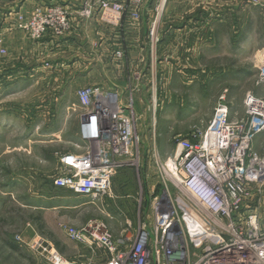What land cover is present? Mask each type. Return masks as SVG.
Instances as JSON below:
<instances>
[{
  "label": "built area",
  "instance_id": "2783aa9c",
  "mask_svg": "<svg viewBox=\"0 0 264 264\" xmlns=\"http://www.w3.org/2000/svg\"><path fill=\"white\" fill-rule=\"evenodd\" d=\"M84 3L77 12L83 19L99 10L101 19L112 26L123 21L124 7L115 0ZM161 6L162 0L156 6L159 16L165 4ZM70 10L68 5L40 3L28 15H19L18 27L32 40L62 38L73 28ZM155 19L154 38L159 20ZM259 85L260 96L245 94L244 115H233L225 91L204 131L175 140L174 150L164 161L155 153L161 173L186 196L179 194L166 210H160L156 198L153 230L139 218L133 238H116L108 224L97 218L80 227H64L70 240L89 246L94 256L97 247L105 250L106 261L91 257L87 264H264V139L260 149L254 144L264 132V63L259 68ZM78 101L83 111L81 145L76 147L82 152L59 158L53 186L101 201L112 195L114 178L121 170L137 166L141 116L134 100H123L117 89L87 87L79 92ZM156 104L157 100L154 110ZM43 242L40 239L34 247L48 255L52 264H78L68 263Z\"/></svg>",
  "mask_w": 264,
  "mask_h": 264
},
{
  "label": "rangeland",
  "instance_id": "374dc122",
  "mask_svg": "<svg viewBox=\"0 0 264 264\" xmlns=\"http://www.w3.org/2000/svg\"><path fill=\"white\" fill-rule=\"evenodd\" d=\"M115 1L124 7L123 21L127 14L137 25L143 21V17L148 20L145 42L149 48L124 49V45L126 46L124 41L121 44L117 41L110 43V40L104 50L98 49L93 54L78 52L79 57L87 59L88 65L90 63L98 65L97 68L101 73L97 78L117 76L116 79L119 78L128 83L127 89H123L126 91L124 94L121 87L115 84L116 82H111L110 88L120 91L125 99L134 100L136 112L139 111L138 115L141 116L137 125L140 140L136 144L139 147L137 166L128 167L118 173L112 188L113 194L118 197L113 202H109L112 201L113 196L108 195L103 199L104 206L100 205L98 208L113 217L115 226H119L118 222L127 218L132 222L133 216L137 214L140 222L153 230L155 228L153 214L157 212L153 204L157 201L156 198L159 197L160 210H166L179 194L186 196L178 193L176 187L161 173L154 160L155 153L160 160L164 161L174 150L175 140L192 137L204 131L214 116L215 106L220 96L225 91H228L234 116L244 115L243 102L246 93L261 95L262 89L260 85L258 86V76L259 68L264 63V0L258 3H256L257 0H208L207 8H200L197 12L198 15L201 12L203 18H210L208 26L199 27L197 31L201 39L197 48L198 54L193 61L187 62L191 67L184 68L185 72L179 73L175 72L177 67L174 65L175 61L183 60L187 53L179 49L178 56L173 55L174 28L170 26L172 22L163 23L171 4L170 0H165L163 3L165 6L160 16L156 11L160 0H150L153 11L145 15L141 12L144 0H127L126 3L120 0ZM84 4V1H81L77 9L79 12L84 9ZM132 12H136L137 16L132 17ZM207 13L208 15L211 13V16L205 15ZM97 14L102 20L99 10L94 16ZM156 17L159 20L154 38L151 35V29ZM121 23L114 25L115 28H123ZM116 51L122 52L123 55L117 56ZM132 56H138V58L134 59ZM128 60L133 62L127 66ZM168 60L173 63V66L171 65L169 73H166ZM181 63L186 62L181 61ZM85 67L86 64H83V68ZM69 76L70 74L66 76V80ZM64 77L62 76L59 80L66 81ZM56 85L57 89L56 91L52 89V94L66 91L65 83ZM99 85L106 88L100 83L78 84L73 87V94H76L78 98L79 92L84 88ZM44 88L40 89L41 96L50 91ZM38 99L37 97L34 100L28 99L26 102L30 104H21L27 115L33 112L36 103L42 106V110L44 109L46 103L40 102L42 97L39 102ZM155 100H157L156 110H154ZM64 105L63 101L59 102L58 121L55 117L37 115L41 129L37 134L30 135L33 143L28 142L29 145L26 143L20 149L17 148L16 145L20 140L9 134L10 130H5L0 135V198L2 200L0 257L6 259L4 261L7 264L14 262L12 258L7 259L4 253L8 248L6 243L16 245L17 240L22 242L25 238L24 234L30 235V232L24 229V223L26 221L33 223L31 220L41 215L38 210L22 206L24 204L22 196V198L18 197L17 202L9 196H3L7 187L15 186V190L22 194L27 189L25 186H28L23 178L26 174H31L30 187L34 191L41 188L47 191L54 190L52 180L59 174V158L65 154L82 152L76 144L81 145L79 128L83 109L77 103L76 107L66 112ZM27 118L25 121L28 127L36 125L37 122L33 123L31 118ZM56 121L60 124L58 132H54L53 135L41 132V130L49 129L52 126L51 123ZM155 132L156 139L153 138ZM263 139L264 132L255 139L256 149H260ZM155 148L157 151L154 150ZM81 199L86 201L87 198ZM69 200L75 201L73 198ZM74 210L78 211L71 210L67 213V218L69 214L75 216L73 223L81 220L80 210L78 208ZM93 210L95 212H86L88 218L94 216H99L101 220L109 218L97 211V207ZM38 230L44 232L39 226Z\"/></svg>",
  "mask_w": 264,
  "mask_h": 264
},
{
  "label": "crops",
  "instance_id": "0c3cea01",
  "mask_svg": "<svg viewBox=\"0 0 264 264\" xmlns=\"http://www.w3.org/2000/svg\"><path fill=\"white\" fill-rule=\"evenodd\" d=\"M81 1L83 2L84 0H0V30L4 39V42L0 44V50L2 48L6 50L5 53H0V135L5 130H10L9 134H12L16 139L20 140L16 145L19 149L24 144L31 142L30 135L37 134L41 129L40 122H38L39 116L37 115L51 118L55 117L58 121L59 109L57 108H59L60 101L64 102V111L66 112L72 109V107L77 106L79 101L77 95L73 94V87L78 84L100 83L104 84L106 89H111V82H116L115 84L121 87V91L128 85V83H125L119 78L116 79L117 76L97 78L101 73L100 69L97 68L98 65L94 63L88 65L87 59L79 57V53L85 52L88 54V52H91L93 54L98 49L104 50L109 45L110 40V43L117 41L118 43L121 42V44L124 41L126 44V46L124 45V49H130L131 47L135 49H139V47L149 48L145 42L148 20H145L144 17L143 21L137 25L133 23V20L127 14V17L121 23L123 28H115V26L112 27L109 23L100 20L99 14L91 19L79 17L77 9ZM120 1L126 3L127 0ZM51 2L68 5L70 7L73 28L70 33L62 38L50 36L40 40H32L25 31L18 27V17L21 14L28 15L37 4H49ZM170 2L171 4L163 19V23L172 22L170 26L172 25L174 28L175 38L172 42L174 57L178 56L177 52L179 49L184 50L183 53H187L183 60L179 59L174 64L177 66L175 72H185L183 70L184 68L191 67L187 62L193 61L198 54L197 48L201 39L198 37L197 31L199 27L208 26L210 19L203 18L201 12H199V15L197 12L200 8L206 9L209 1L170 0ZM143 3L144 6H141L143 15L153 11L150 0H144ZM205 15L209 17L211 13ZM206 42L208 41L206 40ZM133 58L136 59L138 56ZM180 60L186 62L187 65L186 63H181ZM131 62L133 60H128L127 66ZM83 64H86L85 68H83ZM171 65L173 66V63L168 60V72L166 73H169ZM69 74V79L66 80V76ZM62 76H65L66 81L59 80ZM121 78L123 77L121 76ZM57 83H65L67 85V88H65L66 91L60 92V94H52V89L53 91L57 89ZM42 88L50 91L41 96L42 91L40 89ZM125 92L123 91V94ZM36 97L39 98L37 100L38 102L42 97L43 99L40 102L46 103V105L42 110V106L36 103V107H33V112H29L28 115L30 116H28L26 111L21 107V104L29 103L26 100H34ZM123 99L127 100L124 97ZM75 101L78 102L75 103ZM27 117L31 118L33 123L37 122L36 125L28 127L26 124ZM56 122H52V126L49 129L45 131L41 130V132L47 135H53L54 132H58L60 130V124ZM153 138L156 139V132ZM30 178L31 174L24 176L23 181L28 186H25L27 189L22 194L15 190V186H8L6 193L3 195L9 196V198H12L16 202L19 200L18 197L22 196L24 198V204H21L22 206L38 210L41 213L39 218L31 220L33 223L28 221L24 223V229L27 232L29 231L30 235H27L28 233L26 235L24 234L25 238L22 242L17 240L16 245H12V243L7 245L6 243L8 248H6L7 251L4 253L7 259L12 258L13 264H52L48 255L46 256L45 253H42L41 250L34 247L36 242L43 239L45 245H49L53 251H58L68 263L87 264L91 257L100 263L106 261L107 255L105 250L97 247L96 256H94L89 246L72 239L70 240L64 229L65 226L71 225L80 227L92 218L99 219V216L88 218L86 212H95L93 208L97 207V211L105 214L98 208L100 205L102 207L104 206L103 199L101 201H90L86 199L85 201L81 199L82 197L80 198L75 195L71 190L58 189L54 186V190L47 191L41 188L38 191H34L30 187V184H32ZM66 193L71 194L68 195ZM112 196V201L109 202H113L118 197L113 192ZM70 198H73L75 201L72 202V200H69ZM1 201L0 198V205ZM72 208H78L81 213V220L75 221L74 223V215L69 214V218H67L68 211H78ZM105 216L111 219L103 220L111 228L116 238H119L121 235H126L128 238L135 236L136 223L138 221L137 214L133 216L134 222H131L127 218L124 221H119V226H115V223L112 221L113 217L110 214H105ZM133 224H135L134 227H132ZM37 225L45 233L38 230ZM4 260L6 261V259L0 257V264H7Z\"/></svg>",
  "mask_w": 264,
  "mask_h": 264
},
{
  "label": "bare ground",
  "instance_id": "6f19581e",
  "mask_svg": "<svg viewBox=\"0 0 264 264\" xmlns=\"http://www.w3.org/2000/svg\"><path fill=\"white\" fill-rule=\"evenodd\" d=\"M164 2H165V0L162 1V5H163Z\"/></svg>",
  "mask_w": 264,
  "mask_h": 264
}]
</instances>
